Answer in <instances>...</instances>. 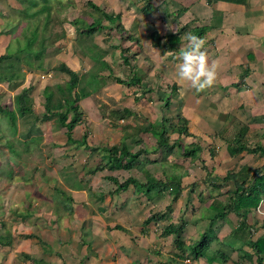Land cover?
Returning a JSON list of instances; mask_svg holds the SVG:
<instances>
[{"label": "rangeland", "instance_id": "rangeland-1", "mask_svg": "<svg viewBox=\"0 0 264 264\" xmlns=\"http://www.w3.org/2000/svg\"><path fill=\"white\" fill-rule=\"evenodd\" d=\"M89 1L104 9L107 14L119 16V20L115 24H110L100 12H96L88 5ZM0 7V11L4 14L0 16V22L6 25L4 29L0 27L1 33L7 36L5 40L10 46L3 53L15 55L17 60H21L20 65L25 66L21 79L13 83L0 82V109L4 112L15 111L14 118L8 112L0 111V207L3 208L0 215H4V212H8L16 203L18 206L22 205L23 209H27L29 204L30 209L38 202L40 209L34 210L35 212L39 210L40 217L37 218V222L47 227L45 223L49 222L51 214L54 213L55 220L70 213L65 207L67 205L73 206L85 202L89 203L94 215L102 213L98 210V202L95 199V195L100 193H106V199L100 203V206L105 205L106 202L110 206L124 200L131 202L135 198L138 199V208L143 207L145 203L141 212L146 211V214L149 211L164 213L169 205L173 206L177 202L169 193H165L161 202L156 200L158 204L156 205L154 200L150 202L145 195L136 192L133 186H130L127 192H122L121 195L115 194L110 198L109 193L116 191V186L108 177H117L120 182H124L129 177H136L142 181L144 175L137 167L131 171L105 170L97 174L89 173L102 163L101 150L93 153L87 147L69 144L66 129L61 128L45 110L47 92L54 95L53 106H58L63 96L68 95L66 88L69 77L58 70L63 63L71 65L81 74L79 94L89 92L81 97L79 103L83 112V121L75 128L74 138L80 140L83 133L89 131L88 145L91 148L112 147L125 140L131 151H137L136 142L141 141L143 143L141 147L150 151L148 155L142 157L143 161H148L147 170L159 179L174 174L184 178L183 191H187L183 194V209L189 211V214L199 210L196 212L197 217L204 219L200 231L208 228V216L211 212L207 206L214 199L227 201L230 196L229 190L235 188L233 184L220 182V179L240 166L248 164L255 168L263 166L264 159L258 156L244 154V157H236V160L229 159L228 156L220 157V160L216 158L217 155L209 154L211 98L207 97V92L211 88L204 92L192 89L195 93L201 92L202 95H206L198 98L203 101L196 104L187 96L186 88L179 91L181 86L174 77L177 59L163 60L161 57L166 50H160V53L152 48L149 35L153 32L154 25L150 20H143L139 8L133 5L132 0H19L18 2L0 0ZM129 11L134 12L132 16L129 15ZM100 18L107 28L93 37L87 38L79 34L76 26L72 24L73 21H77L79 27L83 28ZM130 35L134 39H129ZM2 40L0 37L1 47L4 45ZM29 43L31 46L28 48ZM41 47L45 48V52L40 60L35 59L34 56ZM123 49H127L126 54L129 57L137 54L136 60L130 58L131 67H125L123 64L121 58ZM90 57H94L95 61ZM99 59L106 66H102L98 62ZM40 63L43 67L34 69ZM137 69L138 75L145 80L142 89L128 88L106 78L112 75L127 80ZM96 73L104 76V78L98 76V84H102L99 89L95 83L92 84L93 86L90 84ZM174 83L179 87L175 93L171 89ZM29 87H33L30 93L33 114L20 118L16 111L15 98L21 90ZM57 87H62L63 92ZM147 90H151L152 93L144 94ZM168 99L171 101L169 107L166 106ZM124 108L131 109L135 112V116L120 121L112 117L113 111ZM183 108L186 112H183ZM179 114L186 115L190 130L194 132H199L204 123L203 119L208 124V126L205 124L207 134L183 136L178 140L179 136L172 134L170 125L177 123ZM200 115L203 118L198 123L197 119L199 121ZM163 118L169 122L170 142H179L171 153L165 149L154 152L156 139L151 134L139 131L143 125L162 121ZM127 136L131 137L127 139ZM194 144L202 147V152L196 159L184 154V149ZM55 187L57 190L54 189ZM187 188H190V191ZM58 189H65L70 193L73 202L65 199L63 202V196ZM33 198L38 200L35 201ZM180 201L182 203V200ZM193 202L197 205V209L191 208ZM17 209L19 210V207ZM170 214V220L162 222V226L177 220L176 214ZM189 214L186 217H189ZM233 217L235 218V215ZM53 228L56 235L57 226L54 225ZM36 230L33 229L42 240L48 238L44 233ZM195 230L194 227H189L184 232V238L188 243L196 240L202 233H197ZM82 233L84 240L89 233L86 229H83ZM24 236L26 235H22L23 238ZM213 236L208 234L207 237ZM221 248L223 247L219 242L213 243L211 252ZM234 255L238 259L236 254ZM200 262L208 264L206 259Z\"/></svg>", "mask_w": 264, "mask_h": 264}, {"label": "crops", "instance_id": "crops-1", "mask_svg": "<svg viewBox=\"0 0 264 264\" xmlns=\"http://www.w3.org/2000/svg\"><path fill=\"white\" fill-rule=\"evenodd\" d=\"M132 2L139 8L143 20H150V23L154 25L153 31L157 30L162 36H167L182 27L188 30L195 27L206 28L202 37L206 40L205 47L210 57L218 59L221 66L218 82L211 87V90H208L209 92L206 91L207 97L211 98V146L208 152L213 150L217 155L216 158L220 160V157L227 158V156L229 159L236 160V157L232 158L229 155L228 145L235 139L242 125L248 127L245 143L250 147L258 145L264 147V0H211V4L209 0H132ZM133 13L129 11L130 16ZM3 15L0 11V16ZM103 25L106 24L103 23ZM5 26L3 22H0L1 28L4 29ZM1 28L0 37L4 45L0 46V57L5 55L3 51L10 47L5 40L7 36L1 33ZM130 39L134 38L130 35ZM152 48L160 53V50L165 51L163 48L153 47V44ZM173 58L175 59V57L169 59ZM67 66L81 75L71 65ZM19 67L20 69L16 72L21 79L25 66ZM101 77L104 78V76ZM144 82L145 80L143 84ZM182 89L185 88L181 87L179 91ZM187 91V96L194 104L203 101L198 98L206 97L205 94L195 93V90L190 88ZM179 97H181L180 93ZM6 112L8 111L4 113ZM183 112H186L184 108ZM202 118L200 115L197 122L200 123ZM202 122L204 123L200 129L198 128L199 132L191 131L189 127L193 136L207 134L205 126L208 124L203 119ZM244 154L258 156L244 152L237 157H244ZM248 166L252 167L249 164ZM54 189L57 190L56 187ZM58 190L63 196V202L64 199L73 202L70 193H67L65 189ZM186 191H182L177 202L173 204L175 209L173 214L179 213L176 214L175 223L184 216L187 222L185 231L189 227H194L197 233L203 232L200 231V226L204 219L196 215L199 210L189 214V211L183 209V194ZM156 200L161 202L162 195L154 199L158 205ZM137 201L138 199L134 198L131 202L124 200L113 203L111 206L106 202L102 205L105 208L103 214L95 215L89 203L64 205L70 210L69 214L66 213L68 216L65 214L54 220L56 217L54 213L51 214L49 222L45 223L47 227L37 222V218L40 217L39 210L37 212L34 210L40 209L38 202L32 201L34 204L30 209L29 204L27 209H23L22 205L18 206L16 203L8 212L0 215V264H202L200 261L180 258L182 254L174 247L173 237L162 235L164 226L161 224L152 223L145 227L144 221L151 215V211L147 212L148 214L146 211L141 212L145 203L143 207L138 208ZM194 204L193 202L190 205L191 208L197 209V205ZM210 205L211 203L207 206L211 212L208 216V226L210 218H213L215 214L210 210ZM259 206H262V213L258 211ZM1 209L3 208L0 207V211ZM187 214L189 217H186ZM239 223L240 219L236 215L234 218L232 214L214 231L217 239L226 246L222 249L231 258L226 263L211 264H234L239 260V256L244 257L245 254L252 253L246 246L243 248L245 251L230 253V244L234 242L233 245L237 249L241 245L231 238ZM248 224L256 238L264 234V202L249 211ZM54 225L57 226L56 235L53 231ZM31 228L41 231L48 238L42 240L40 235ZM83 229L89 233L84 240L81 236ZM22 235H35L43 242L36 238H23ZM240 264H250V262L241 261Z\"/></svg>", "mask_w": 264, "mask_h": 264}, {"label": "trees", "instance_id": "trees-1", "mask_svg": "<svg viewBox=\"0 0 264 264\" xmlns=\"http://www.w3.org/2000/svg\"><path fill=\"white\" fill-rule=\"evenodd\" d=\"M209 3L211 4V0H209ZM88 5L96 12H100L102 17L106 19L110 24H115L119 20V16H112L110 14H107L104 9L100 8L98 5H95L92 1H89ZM72 24L76 26L79 34L87 38L93 37L98 32L107 28L103 25V19L101 18L96 19L92 24L86 25L83 28L79 27L77 21H73ZM205 29V27H195L188 30L186 27H182L177 29L176 31H173L167 36H162L156 30L150 33L149 37L152 41L153 47L163 48L165 50L167 49L168 51H176L177 54H179L180 48L187 44L185 33L190 32L202 38L204 36ZM30 46L31 45L29 43L28 48ZM44 52L45 48L41 47V50L34 56V58L40 60ZM126 52L127 49H123L121 52L123 64L125 67H131L130 58L136 60L135 56H137V54L129 57ZM90 58L91 60L95 61L94 57ZM15 60L17 61L16 63ZM20 61V59L17 60L15 55L11 54H5L0 57V82L11 83L19 79L20 75L16 71L17 69H20ZM98 62L101 63V60ZM101 65L106 66L105 63H101ZM42 67L43 65L40 63L39 65H36L35 68H33L37 70L41 69ZM58 70L69 77L68 86L66 88V92L68 95L63 96L64 98L58 102V106H53L52 103L54 95L50 92H47L45 96L46 114L50 118L55 119L61 128L66 129V137L69 144L87 147L91 149V152L93 153L101 150V152L103 153L101 154L102 163L94 169L90 170L89 173L97 174L98 172H102L105 170H108L110 172L119 170L131 171L137 167L144 175V180L142 181L140 179H137L136 177H129L124 182H120L117 177H108L109 180L112 181V183L116 186V191L109 193L110 196L126 192L130 188V186H133L137 192L145 195L146 199L150 202L153 201L156 197H159L165 193H169L174 198V201H177L181 196L182 191L184 190L182 176L174 174L171 176H166L165 179H159L149 170H147L146 164L148 163V161H143L142 157L144 155H148L150 151L141 147L143 146V143L141 141L136 142V144L138 145V150L131 151L125 140L121 144L112 147L91 148L88 145V131L83 133L80 140L74 138L73 132L75 128L83 121V112L79 103L81 101V97L83 95H87L89 92H82L83 95L79 94L80 91L78 89L81 84V77L78 73L70 69L66 64H61L58 67ZM96 74V77L93 76V81L90 84L92 85L93 83H95L97 89H99L100 87H102V84H98V76L101 77V75L99 73ZM108 78L115 81L117 84L128 88L139 87L140 89H142L143 87L142 84L144 79L138 75V69L137 71L133 72L130 78L127 80L112 75ZM32 88L33 87L23 89L15 98L17 106L16 111L18 112L20 118H25L26 116L33 114V104L31 103L30 95ZM57 88L59 91L61 88L60 92H63L62 87ZM171 89L173 93H175L179 89V87L174 83L171 86ZM145 93H152V91L147 90L144 92V94ZM170 102V99H168L166 103L167 107H169ZM57 107L59 108L56 109ZM8 114H11L14 118L15 111H8ZM132 116H135V112H133L129 108L116 110L112 113V117L117 121L127 120ZM168 123V120L163 118L162 121L149 122L139 129L141 133L151 134L156 139L157 145L154 152L165 149L167 152L171 153L179 144L178 141L174 143L170 142ZM170 128H172V134H177L179 136L178 140H180V138L183 136H193L189 131V120L182 114H179L177 116V123H175L174 125H170ZM247 132L248 127L246 125H242L237 132L235 139L228 145L229 155L232 158H235L246 152L248 154L258 155L264 158L263 146L258 145L256 147H250L245 143ZM128 137L131 136H127V139ZM201 150V146L194 144L188 147V149H184V154L187 157L196 159L200 156L202 152ZM210 151L211 152L209 154H211V156L215 155V152H213L212 150ZM149 162L151 163V161ZM235 169L236 170L228 172L224 178L220 179V182H224L228 185L233 184L235 187L233 190H230L229 199L225 202L219 199H214L212 201L210 210H212L215 214L213 215V218H210V223L207 230L200 233L196 240H191L192 242L188 243V241L184 238V232L187 226V222L185 221L184 216L180 217L177 223L170 222L168 225H165L163 227L162 235L165 237H173L175 248L178 249L182 254L180 258L185 257L194 261L206 259L210 264L214 262H228L231 257L229 254H227V252H225V250L221 248L219 250L211 252V246L213 243H215L216 240H218L214 235V231L223 221L228 218L229 215L235 214L240 219V223L238 228L232 233L231 237L236 240L237 244L241 243V245H239V249H237L233 245L235 244L234 242L233 244H230V253L245 251L243 249L245 246L249 247L252 253L245 254L246 257L239 256V260L234 264H240L241 261H247L250 262V264H264V234L260 238H256L254 236L255 233H253L251 227L248 224L249 211L252 208L257 207L264 197V165L260 168L244 165ZM105 197L106 193L95 195V199L98 202L97 208L100 212L105 211V208L100 206V203L104 202ZM167 208L168 210L164 213H151V215L144 221V226L148 227L152 223L160 225L162 222L169 221L171 215L170 213H173V206L169 205ZM208 234H213L214 236L207 237ZM24 238H36L41 243L43 242L41 239H39V237L35 235H26L24 236ZM217 242H219L222 247L225 246L223 242L219 240Z\"/></svg>", "mask_w": 264, "mask_h": 264}, {"label": "clouds", "instance_id": "clouds-1", "mask_svg": "<svg viewBox=\"0 0 264 264\" xmlns=\"http://www.w3.org/2000/svg\"><path fill=\"white\" fill-rule=\"evenodd\" d=\"M187 44L176 51H167L163 60L175 57L174 77L182 88L203 91L214 86L219 79L220 62L211 58L205 45L206 40L193 33H185ZM260 202V205L263 201ZM259 208V207H258Z\"/></svg>", "mask_w": 264, "mask_h": 264}, {"label": "built area", "instance_id": "built-area-1", "mask_svg": "<svg viewBox=\"0 0 264 264\" xmlns=\"http://www.w3.org/2000/svg\"><path fill=\"white\" fill-rule=\"evenodd\" d=\"M263 201H264V200H263ZM262 203H263V202H262ZM262 203H261V204H262ZM261 208H262V206H259L258 211L262 213V209H261Z\"/></svg>", "mask_w": 264, "mask_h": 264}]
</instances>
